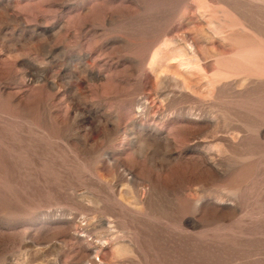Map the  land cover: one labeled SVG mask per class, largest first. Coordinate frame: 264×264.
<instances>
[{
    "label": "rangeland",
    "instance_id": "obj_1",
    "mask_svg": "<svg viewBox=\"0 0 264 264\" xmlns=\"http://www.w3.org/2000/svg\"><path fill=\"white\" fill-rule=\"evenodd\" d=\"M131 1L107 25L117 3L0 0V264H264V110L227 148L230 97L151 101L147 62L185 3ZM236 2L264 32V0ZM89 68L104 78L84 96Z\"/></svg>",
    "mask_w": 264,
    "mask_h": 264
},
{
    "label": "bare ground",
    "instance_id": "obj_2",
    "mask_svg": "<svg viewBox=\"0 0 264 264\" xmlns=\"http://www.w3.org/2000/svg\"><path fill=\"white\" fill-rule=\"evenodd\" d=\"M180 1L185 3L181 15L184 30L180 38L163 39L152 52L146 65L153 93L151 101L158 99L161 96L160 91L167 86L177 89L181 96L198 102L201 106L208 102L213 104L221 102L220 100L230 97L228 109L244 127L238 126L236 140L232 142L231 139L224 137L218 139L227 148H231L235 142L243 145L242 133H252L254 139L259 135L260 110H264V32L249 21L236 0ZM101 2L118 4L105 14L103 21L107 25H111L119 18L124 6L133 3L131 0H101ZM12 8V4L8 3L5 11L11 12ZM84 11L87 14L92 10L86 7ZM11 17L19 20L20 16L14 12ZM80 29L82 32L83 28ZM83 60L91 66L95 62V59H91V53L87 51L84 52ZM103 75L98 69H86L81 80L82 94L87 96L91 92L88 86H84L85 84L88 82L97 84L103 80ZM40 82L51 91L56 89L55 83L47 78L40 77ZM9 96L13 102L19 101L20 97L17 93ZM148 125L157 132H163L157 127L153 118ZM204 130L202 129L201 132ZM164 134L163 139L169 148L173 149L178 145L179 142L168 131ZM210 167L217 175L218 170L212 165ZM238 177L239 175L232 177L229 183H237Z\"/></svg>",
    "mask_w": 264,
    "mask_h": 264
}]
</instances>
